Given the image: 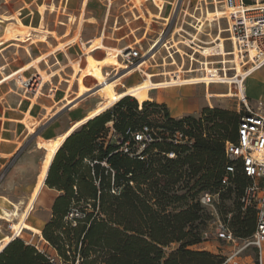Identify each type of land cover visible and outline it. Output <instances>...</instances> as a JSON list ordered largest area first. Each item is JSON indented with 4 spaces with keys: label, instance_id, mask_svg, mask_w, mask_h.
I'll list each match as a JSON object with an SVG mask.
<instances>
[{
    "label": "rangeland",
    "instance_id": "1",
    "mask_svg": "<svg viewBox=\"0 0 264 264\" xmlns=\"http://www.w3.org/2000/svg\"><path fill=\"white\" fill-rule=\"evenodd\" d=\"M197 3L204 9V1L199 0H0V115L7 114L6 120H0V138L13 140H0V210L2 206L12 208L21 198L30 196L29 203L34 192L42 186V180L45 182L44 173L52 149L70 127L102 105L109 104L107 110L114 119L113 123H106V140L119 130L115 124H120L122 112L135 114L134 120L137 121L149 114L155 126L160 125L167 111L171 117L168 104L157 98L156 94L165 93L166 89L173 92L179 87H190L192 83L177 82L193 77L195 73H191L194 70H188L190 58L185 56L184 67L182 60L176 56L173 64L169 67L165 65L163 69L164 62L169 63L170 60H163L167 52L162 42L167 33L173 31L181 10L193 14V7ZM207 3L211 4L212 1L208 0ZM181 15L179 20L184 27L182 34L190 35L192 29L187 22L192 18L186 12H181ZM216 19H212L215 25L218 23ZM184 22L186 24H182ZM205 29L202 28L204 32L198 33L204 41L199 45L202 47L200 51L211 52L204 49L213 41L206 34L216 35L218 32ZM159 36L162 37L160 44L149 53L148 48L155 46ZM182 45L179 47L183 51L191 52ZM132 47L140 51V56H129ZM226 49L228 52L232 50L228 48L227 42ZM219 51L220 47L212 50ZM194 58L205 60L197 53ZM211 59L216 61L221 57L213 56ZM175 69L176 77L167 80V75ZM253 74L242 84L238 81V84L239 88L245 85L243 91L247 98L257 102L264 99V67ZM216 76H219L217 72L212 77ZM19 80L24 81L23 87L18 86ZM193 86L192 93L180 94L190 103L198 102L200 109L183 115L184 118L199 117L207 109L213 108L223 112V119L216 117L211 126L215 122L224 124L218 129L221 135L232 134L237 111L243 109L239 97L206 98L208 88L205 85ZM226 87L225 84H215L210 90L224 93ZM232 89L236 91L234 87ZM151 91L155 100L148 101L144 106L145 115L141 116L136 113L140 106L137 101L151 97ZM122 95L129 98L126 106L113 107L111 103L118 102ZM204 95L209 102H205ZM150 104L159 106L149 109ZM171 111L174 113L173 108ZM24 117L28 118L30 126L12 120ZM155 149L156 146L151 148L154 159L164 157ZM217 190L212 187L203 190L218 194L213 205L201 204L198 196L202 191H199L193 199L190 196L176 206V210L195 203L201 207L199 213L202 218L195 221L201 231V242L188 248L209 252L220 264H258V250L251 243L253 235L239 236L240 227L237 224L239 220L249 221L252 215L256 216L255 212L241 210V187L236 183L221 193ZM179 191L184 194L186 189ZM48 192L46 188L43 194L47 195ZM173 209L175 206L170 207V210ZM45 212L46 208L37 202L36 207L26 214V221L33 223L35 216ZM219 220H225L234 227L237 237L235 242L228 243L216 236ZM11 224L6 216L0 218V248L15 233ZM187 228L190 229V226ZM247 230L248 227L242 229L244 232ZM33 235L23 229L19 238L34 241L37 235ZM179 245L174 242L166 247V252L169 254Z\"/></svg>",
    "mask_w": 264,
    "mask_h": 264
},
{
    "label": "trees",
    "instance_id": "2",
    "mask_svg": "<svg viewBox=\"0 0 264 264\" xmlns=\"http://www.w3.org/2000/svg\"><path fill=\"white\" fill-rule=\"evenodd\" d=\"M128 99L123 97L113 107L126 106ZM147 104L144 102L136 113L145 115L144 106ZM158 106L150 104L149 109ZM222 113L207 109L203 121L192 116L173 118L167 111L160 125L155 126L149 114L137 121L134 120L135 114L122 112L120 124H115L119 130L107 142L104 136L106 123H113L114 119L106 110L86 122L81 129L74 130L58 149L45 177L48 186L63 190L64 194L54 204L57 217L46 225L42 234L64 256L68 249L81 247L85 258L82 264H220L209 252L188 248L201 242V231L195 224L202 218L200 204L181 206L180 210H176V206L190 196L193 199L206 188L212 187L221 193L236 183L241 187V210L256 214L249 221L237 222L240 227L238 234L251 236L256 232L257 212L254 208L244 211L240 200L248 178L237 171L229 186L222 184L228 161L225 141L236 140L239 123L237 114L232 134L221 135L218 129L224 124L215 122L211 126V123L216 117L223 119ZM145 124L153 127L162 138L148 145L145 150L148 158L142 160L122 152L121 142L131 140L135 144L132 132ZM184 124L190 125L186 132L194 137L193 143L170 142L166 133L183 129ZM153 146L164 157L154 159ZM171 151L177 157L166 155ZM86 159L91 163L87 164ZM104 161L109 167L102 164ZM113 188H118L116 193L112 192ZM180 189H186V192L181 194ZM195 189L198 190L194 192ZM75 204H82L87 215L72 225L65 222V216ZM172 206L175 210H170ZM90 207L92 210L88 211ZM231 227L236 235L234 227ZM244 227H248L245 232L242 231ZM18 240L20 238L14 242ZM174 242L180 245L168 254L165 248Z\"/></svg>",
    "mask_w": 264,
    "mask_h": 264
},
{
    "label": "built area",
    "instance_id": "3",
    "mask_svg": "<svg viewBox=\"0 0 264 264\" xmlns=\"http://www.w3.org/2000/svg\"><path fill=\"white\" fill-rule=\"evenodd\" d=\"M203 1L204 9L195 4L193 14H189L192 20L187 24L191 27L192 33L183 36V39L188 40L189 43L179 39L180 34L173 35V29V31L167 33L162 42V47L167 52L163 60L168 59L171 62L176 56L179 59H183L184 56L191 58L196 51V46L204 43L198 36V33H201L200 29L206 28L207 31L218 32L219 35H224L228 48H232L229 55L233 57V61L228 62L227 69H225L221 65L224 64L223 62L215 63L211 59L205 62H197V59H195L193 63L194 71L191 73L199 74L197 77L200 79L193 80L191 83L208 86L209 82L206 81V78L212 77L215 72L211 73L210 71L216 70L222 80L228 74L229 78L235 81L231 84L233 85L232 88L234 87L237 91L240 84L236 81L240 80L242 84L251 72L264 67V0H219L224 4L223 8L222 6L220 8L223 10L221 16H213L217 17V25L213 24L211 18L207 16L210 7L212 10L216 9V3L214 0H211V4H208L207 0ZM226 9H230L229 14L225 11ZM179 45L190 49L191 52L183 51ZM148 49L150 53L152 48ZM129 56L136 58L140 56V51L132 47ZM238 63L241 66V74H238ZM176 74L175 69L167 75L169 77L167 80L171 81L173 76L176 77ZM210 83L225 84L223 81L213 82V80ZM168 84L174 85L173 83ZM238 100L241 102L243 109L237 111L239 123L236 140L225 141L224 151L228 161L222 184L225 187L229 186L232 176L237 171L248 178L240 200L244 211L254 208L257 212V228L251 243L258 250V264H264V104H259L247 98H239ZM139 108L142 109V105ZM182 118L184 116L180 117V119ZM200 118L204 121L203 114L197 117V119ZM189 128L190 125L184 124L183 129L166 133V138L175 144H192L194 137L186 132ZM132 134L135 136V144H132L131 140L121 142L120 150L142 160L148 158L145 152L148 145L157 139H162L159 137V133L148 124L142 126L140 130L132 132ZM204 136H206V133H204ZM166 155L169 158L177 157L174 151L168 152ZM102 164L109 167L105 161ZM112 175H114L113 170ZM117 190L118 188H113L112 192L116 193ZM217 195L204 191L200 194L199 201L205 206L213 205ZM86 215L87 211L83 206L75 204L65 216V222L76 225L78 220L85 218ZM215 234L219 239L228 243L235 242L237 239L230 223L225 220L218 221ZM13 237L14 239L17 238L15 235ZM80 248L68 249L66 256H49V259L55 264H82L85 258Z\"/></svg>",
    "mask_w": 264,
    "mask_h": 264
},
{
    "label": "bare ground",
    "instance_id": "4",
    "mask_svg": "<svg viewBox=\"0 0 264 264\" xmlns=\"http://www.w3.org/2000/svg\"><path fill=\"white\" fill-rule=\"evenodd\" d=\"M199 1H203V0H199ZM207 2H208V0H207ZM177 3V2H176ZM215 3H216V9H214V10H211V9H209L208 10V14H207V16L209 17V18H211V20L213 19V18H217V17H213V16H215V15H218V16H221V14H222V11L223 10H221L220 8H221V6H222V8H223V3H222V1H219V0H217V1H215ZM198 4V3H197ZM200 4V3H199ZM176 6V5H175ZM200 6H201V4H200ZM226 12H227V14H229L230 13V9H226L225 10ZM181 12L183 13L184 11L183 10H181ZM181 12L179 13V17H181L182 15H181ZM185 12H186V14H188L189 15V13H187V11L185 10ZM169 14V13H168ZM173 14V13H172ZM191 14V13H190ZM179 17H178V21H177V24L175 25V27H174V34L173 35H179L180 34V36H184V34H182V30H184V27L181 25V23H180V20H179ZM217 20V19H216ZM213 21H215V20H213ZM186 22V21H185ZM182 23V24H186V23ZM217 22H218V20H217ZM202 30V29H201ZM202 32H204L203 30L201 31V33ZM161 35V34H160ZM200 35V34H199ZM203 35V34H202ZM205 35V34H204ZM207 35H209V37H211V38H209L210 40L212 39L213 41H212V43L210 44V45H207V46H204L205 48L204 49H206V50H211V52H201L200 51V49L202 48V47H200L199 45L198 46H196V51H195V53H194V55H196V53L197 54H200L205 60H204V62L205 61H208L209 59H211L213 56H220L221 57V59L220 60H216V61H214V60H212L213 62H215V63H221V62H223L224 64H222V66L225 68V69H227V64H228V62H231V61H233V57H228L229 56V54H231V52H228L227 51V49H226V39L224 38V35H219V33H217L216 35H213L212 33H208V34H206V36ZM180 36H179V39H181L180 38ZM161 40H162V37L161 36H159V37H157V40H156V42H155V46L152 48V50H154V48H156L159 44H160V42H161ZM209 40V41H210ZM182 41H185L186 43H187V41L186 40H184V39H182ZM197 47H198V49H197ZM217 47H220V51L219 52H212V50H214V49H216ZM151 50V51H152ZM194 55L190 58V68L188 69V70H193V63H194V61H195V59L196 58H194ZM209 56H212L211 58L209 57ZM182 61H181V63H182V66L184 65V61H185V59L183 58V59H181ZM174 61V60H173ZM173 61H169V63H166V62H164L165 64H163L164 66H163V69L165 68V65H168V67L169 66H171L172 64H173ZM197 62H199L198 60H197ZM186 63V62H185ZM208 63V62H207ZM184 67V66H183ZM167 71V70H166ZM256 71H258V70H255V71H253V72H251V74H249V76L250 75H252L253 73H255ZM216 72V71H215ZM242 73V70H241V66H240V64L238 63V74H241ZM197 76H199V74H194L193 75V77H190V78H185V79H182L181 81H179V82H177V83H191L193 80H199L200 78L199 77H197ZM249 76H247V77H249ZM151 78V76L149 77V79ZM212 78V79H211ZM33 80V79H32ZM211 80H213V82H221V81H223V83H225V85L227 86L226 88H227V91L226 92H224V93H222V92H213V91H211L210 90V88L212 87V85H215V84H219V83H213V84H211L210 82H211ZM34 81H36L37 82V80H35L34 79ZM206 81H208L209 82V85L208 86H206L208 89V91H207V97H212V98H227V97H233V96H238L239 98H247V96H246V94L244 93V91H243V88H244V86L245 85H242L239 89V91H234L233 89H232V86L233 85H231L233 82H235L232 78H229V76H228V74H227V77H224V79L222 80V78L221 77H219V76H216V77H209V78H206ZM238 81H240V80H238ZM238 81H236V82H238ZM28 82V81H27ZM17 84H18V86H20V87H23L24 86V81H21V80H19V81H17ZM33 84V83H32ZM193 85L195 84V83H192ZM165 85H166V83H165ZM36 86V85H35ZM19 88V87H18ZM145 88V87H144ZM147 88V87H146ZM31 89V88H30ZM32 90V89H31ZM40 92V91H39ZM16 93H17V91H16ZM40 95V94H39ZM34 98V97H33ZM37 99V98H36ZM248 99V98H247ZM32 102H35V101H32ZM257 103H259V104H264V99H259V100H257ZM34 105V104H33ZM108 107H109V104H105V105H102L101 107H99L98 109H96L93 113H90L89 115H87L86 117H84L83 119H81V121H78L75 125H73L72 127H70L67 131H66V133H65V135L63 136V138L60 140V142H59V144L57 145V146H55L53 149H52V151H51V154H50V156H49V159H48V165L46 166V169H45V173H44V177H45V175H46V173H47V171H48V169H49V166H50V164H51V162H52V160H53V158H54V156H55V154H56V152H57V150H58V148L61 146V144H62V142H64V140L78 127V126H80L82 123H84V122H86L87 120H90V119H92V118H95L96 116H98V115H100V114H102L104 111H106L107 109H108ZM50 109V108H49ZM48 109V110H49ZM7 114H6V112H5V114H3V115H0V120H6L7 119V116H6ZM28 118L27 117H24L23 119H12V120H15V122H17L18 124H22V125H25L26 127L27 126H30V124H29V122H28V120H27ZM3 124H5V122L3 123ZM2 124V125H3ZM30 128V127H29ZM32 129V128H31ZM0 140L1 141H4V142H13V140H10V139H8L7 137H1L0 138ZM44 181L42 180V186H40L39 188H38V190H36L34 193V196L32 197V199H30V201H29V203H28V199H29V197L26 199V198H21L17 203H15L14 204V206L12 207V208H8L7 206H2L1 207V210H0V218H3V216H6L9 220H11V222H12V227H13V229H14V231H15V233H14V235L15 236H17V237H19V236H21V232H22V230L24 229V230H28V231H30V232H32V233H34V234H40V233H42V230L41 229H39L38 227H35L34 225H32L31 223H29L28 221H26V214L27 213H29L30 211H32L33 210V208H35V204H36V201H37V199H38V196H39V194H40V191L42 190V188L46 185V183L44 182ZM27 204H28V207H27ZM18 222V223H17ZM13 235V236H14ZM14 239V237H12L11 239H9L1 248H0V250H2L3 248H4V246H6V244L8 243V242H10V241H12ZM232 258V257H231Z\"/></svg>",
    "mask_w": 264,
    "mask_h": 264
},
{
    "label": "crops",
    "instance_id": "5",
    "mask_svg": "<svg viewBox=\"0 0 264 264\" xmlns=\"http://www.w3.org/2000/svg\"><path fill=\"white\" fill-rule=\"evenodd\" d=\"M248 80H247V82H248ZM174 87H179V86H174ZM194 87L195 86H193V84H191L190 87H184V88L179 87L178 89H175V91H173V92L167 91L166 88L162 87V88L166 89V92L161 93V94H156V97L160 98L161 100H163L165 103L168 104L169 109H170V114L172 117L180 118L185 114L197 112L200 109V104L198 102L190 103V100L187 101V99L180 94V92L192 93L194 91ZM139 93H142V92H139ZM149 93L151 94V97H147L146 99H143L141 101L138 100L140 105H143L144 102L155 100L154 96L152 95V91ZM124 95L119 97V99L117 101L122 99L124 97ZM206 98H212V97L206 96ZM204 100H205V102H209L208 99L207 100L205 99V95H204ZM114 103H116V102H112L111 104L113 105ZM172 108L174 110V113H172V111H171ZM26 113H28V111H26ZM107 142H108V140H107ZM58 144L59 143H57L55 146H57ZM62 144H63V142H62ZM62 144H61V146H62ZM0 145H1V143H0ZM85 162L87 164L91 163L89 159H86ZM45 177H46V175H45ZM46 188L49 189V192L47 193V195L43 194V192L45 191ZM63 194H64L63 190H59L55 187L52 188L46 184L42 188V190L40 191V194H39L38 199L36 201V204H37V202H39V206L46 208V212L44 214L39 215V216H35L33 218L34 222L31 224L34 225L35 227H38L43 232L46 225L48 223L52 222L53 219L57 217L55 215V212H54V204H55L57 198ZM36 204H35V207H36ZM87 209H88V211L92 210L91 207L87 208ZM36 235H37V238L34 241H27L23 238H20V241L18 240L16 242H14V239H13L11 242H8L6 244V246H4V248L2 250H0V254H1L3 252V250L10 244L9 248L6 251H4V253L2 254V257L0 258V264H55L54 262H52L49 259V256H54V257H56L58 255L64 256L63 254H61L59 252V250L47 238H45L44 234H42V233L34 234L33 236H36ZM17 238H19V237H17Z\"/></svg>",
    "mask_w": 264,
    "mask_h": 264
}]
</instances>
